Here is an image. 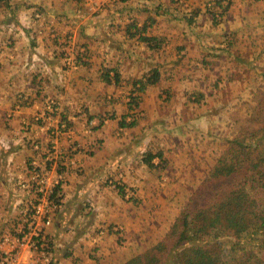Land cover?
<instances>
[{
	"label": "crops",
	"instance_id": "crops-1",
	"mask_svg": "<svg viewBox=\"0 0 264 264\" xmlns=\"http://www.w3.org/2000/svg\"><path fill=\"white\" fill-rule=\"evenodd\" d=\"M30 1L0 0V7L18 6L24 2L29 11L35 4L41 10L55 7L59 9L56 14L59 20L62 18L58 15L62 14L60 9L67 6L73 7L65 12L66 15L71 13L73 19L79 0H67L66 3L59 0ZM153 4L159 8L163 5L160 19L147 11L148 14L141 19L126 18L121 23L123 39L138 44L140 49L137 51L106 42L105 48L84 44L76 46L72 52L63 53L61 40L67 39L72 44L76 33L62 37L51 30L34 35L29 30L11 31V25L0 31V242L6 233L3 232L4 224L9 220L5 212L26 215L29 196L16 195L11 184L23 172L25 161L32 155V143L50 145L54 151L66 152L69 148L73 151L70 158L65 156L63 171L59 167L65 173V182L63 203L50 228L54 237L55 264L124 262L146 249L152 240L151 235L161 238L178 213L176 200L179 195L186 194L184 185L191 186L205 178L212 158L208 151H197V145L190 144L186 128L191 125L189 120L184 121L186 115L181 117L190 104L184 97L172 95L194 87L190 84L192 81L202 91L205 86L196 72L187 69V62L182 59L191 45L175 43L191 35L178 38L169 27L174 26L175 21L168 4H161L160 0H154ZM123 6L127 5L123 3ZM51 19L58 23L53 17ZM132 22L138 26L145 23V35L154 37L155 47H148L138 36L130 37L125 32V26ZM160 23L164 24L163 28ZM92 25L91 22L89 29L92 33L87 38L97 45L98 35L93 33L95 26ZM112 68L118 73L117 80L111 77ZM151 69L158 72L157 80L146 85L143 92L137 91L139 80ZM107 70H110L111 79L108 83L101 76ZM216 83L220 85V82ZM134 87V92L129 91ZM163 93L168 95L166 99ZM131 96H137L136 105L131 103ZM162 111H166L164 121L169 115L178 114V129H169L168 123L161 121L158 112ZM105 112L109 116L98 125V117ZM133 116L134 126L119 128L121 117L129 120ZM65 117L73 124L59 130L58 123ZM108 121H112L111 124ZM171 130L179 131V139H169L173 135ZM99 135L102 136L101 145H95ZM150 141L152 147L149 150L161 151L163 155L164 162L160 167L151 170L137 165L140 152L137 157L121 159L112 167L120 184L117 188L101 185L104 176L96 177L90 173L100 165L96 160L98 152L104 158L115 152L121 156L129 155L140 151V147H146ZM199 141H203L201 137ZM88 148L94 149L96 155L88 157ZM50 156L56 163L55 156L52 153ZM132 194L136 197L130 199ZM72 217H75L76 231V227L70 228L67 224ZM99 225L107 227V236L96 249V245L83 238L89 229ZM82 243L84 245H80ZM92 246L94 251H91ZM77 248L91 252L81 254ZM102 256L106 259L101 260Z\"/></svg>",
	"mask_w": 264,
	"mask_h": 264
},
{
	"label": "rangeland",
	"instance_id": "rangeland-1",
	"mask_svg": "<svg viewBox=\"0 0 264 264\" xmlns=\"http://www.w3.org/2000/svg\"><path fill=\"white\" fill-rule=\"evenodd\" d=\"M59 1L67 2V0ZM153 1L79 0L78 3H82V5L77 3L74 9L75 17L72 19L71 13L66 15L65 12L73 10V7L70 9L66 6L60 9L62 14L58 15L62 18L59 20L56 17L59 9L55 7H43L44 10H41L40 6L38 8L35 4L33 10L29 11L25 5L26 2L18 6L7 7L2 5L0 7V31H4L6 27L11 25V31L26 32L29 30L34 35L38 32H50L51 30L62 37L76 33V39L72 42L74 45L67 39L61 40L63 53L72 52L76 46L79 47L84 44H90L94 48H105L107 43L120 46L128 51H137L140 49L138 44H132V42L123 39L121 23L126 18L141 19L148 12H153L155 17L160 19L162 16L160 14L163 13V5L159 8V5L153 4ZM160 1L161 4L167 3L168 8L172 10L171 17L175 21V25L169 26L171 31L178 38L186 34L191 35L188 36V39L177 40L175 43L184 42L191 45L188 54L182 59L187 62V69L190 72H196L205 86H202V91L197 87V83L192 81L190 84L194 87H190L185 93V90L182 89L184 94L177 92L172 95L184 97L186 103L190 104L186 107L185 114H181V117L186 115L184 121L189 120L188 123L191 125L188 129L186 128L190 135L189 138H191L190 144L197 145V151L206 150L210 153L208 155L211 156L212 163L208 170L209 173L215 159L229 148V142L236 134L244 129H258L264 126V0ZM28 2L31 1L28 0ZM70 3L74 2L71 1ZM123 3L127 6H123ZM128 5L131 7L129 8ZM52 17L58 23L52 22ZM77 17L79 19H76ZM91 22L93 23L92 26H95L93 33L98 35L96 36L98 41H95L98 42L97 45L90 41V38H87L90 32L92 33L89 29ZM159 26L163 28L164 24L160 23ZM140 41L150 47L146 41ZM144 78L143 76L142 80ZM216 81L220 82V85ZM136 89L134 87L129 91L134 92ZM144 89L137 91L143 92ZM163 95L164 99L168 96L165 93ZM131 99V103L136 105L137 96H131ZM166 111L158 112L161 114V121L167 122L169 129H174V127L178 129L176 126L179 124L177 121L178 114L169 115L164 121ZM108 116L109 113L105 112L104 115L98 117V125L103 118ZM134 117L129 120L121 117L118 120L119 128L134 126L136 123ZM60 120L61 122L58 123L57 127L59 130L67 129L73 124L72 121L70 123L67 120V117ZM122 120L125 123L123 126L120 124ZM111 122L108 121L109 124ZM178 132L171 130L170 134L173 135H170L169 139L174 137L171 139L174 141L175 138H178L180 136ZM97 137L95 145H101L102 136ZM199 137L203 141H199ZM150 147H152V141L146 147H140V151L137 150L135 153L131 152L129 155L121 156L120 153L115 152L107 158L102 157L98 152L96 160L100 165L90 173L96 174V177L104 176L101 185L117 188L120 184L112 167L119 160L137 157L140 152L141 158L137 160V165H144L147 169L152 170V168L160 167L163 164L164 159L161 151L152 152L151 149L149 150ZM31 148L33 150L30 149L32 155L25 161L23 172L16 176L11 184L15 190L13 193L16 195L23 193L29 196L26 204V215L20 216L13 211L5 212L9 220H7V224H4L3 232L6 233L1 237L0 260L5 256L10 257L7 264H55L53 258L55 255L53 252L54 237L50 228L53 226L56 213L63 203L65 182V173H62L59 167L63 171L64 164L62 162L66 159L65 156L70 158L73 151L71 148L66 152L60 149L54 151L50 145L38 143H32ZM51 153L55 156L56 163L51 161ZM96 153L94 149L90 148L86 152L88 157L96 155ZM148 155L152 156L150 164L146 161ZM109 169L110 172H108ZM208 173L203 181L194 182L191 186L184 185L186 194L177 197L176 208L178 213L168 224L165 232L179 216L183 206L192 196L191 194L204 184ZM9 176H11L10 173ZM163 183L164 179L161 180V184ZM131 191L134 192L132 188ZM134 197L136 196L132 194L130 199ZM39 208L40 210L37 211ZM74 221L75 217H72V220L70 219L67 224L70 228L76 227L74 230L76 231L77 226ZM165 232L160 239L151 235L152 240L150 243L148 242L149 244L147 243L146 248L161 240ZM106 234L107 227L94 226L92 230L87 231L83 239L90 240L97 249V246L107 236ZM229 237H231L229 233L222 234L219 241L224 250L225 259L233 261L240 255V250L237 247L232 248L230 243H227ZM93 249L92 246L91 251ZM77 250L85 255L91 252L85 248H77ZM66 255L63 254V256ZM100 259L105 260L106 257L102 256Z\"/></svg>",
	"mask_w": 264,
	"mask_h": 264
},
{
	"label": "trees",
	"instance_id": "trees-1",
	"mask_svg": "<svg viewBox=\"0 0 264 264\" xmlns=\"http://www.w3.org/2000/svg\"><path fill=\"white\" fill-rule=\"evenodd\" d=\"M124 30L156 46L154 37L145 35V23L132 22ZM111 70L117 80V71ZM109 72L101 75L107 83ZM144 77L137 90L153 84L158 72L151 69ZM229 143L162 239L121 264H264V126L244 129ZM225 233L231 234L227 243L240 250L236 260L225 259L219 241Z\"/></svg>",
	"mask_w": 264,
	"mask_h": 264
},
{
	"label": "built area",
	"instance_id": "built-area-1",
	"mask_svg": "<svg viewBox=\"0 0 264 264\" xmlns=\"http://www.w3.org/2000/svg\"><path fill=\"white\" fill-rule=\"evenodd\" d=\"M40 210V208L39 209H37V211H39ZM46 223H48V221H46ZM9 259H10V257H4V258H2L1 260H0V264H7V262L9 261Z\"/></svg>",
	"mask_w": 264,
	"mask_h": 264
}]
</instances>
